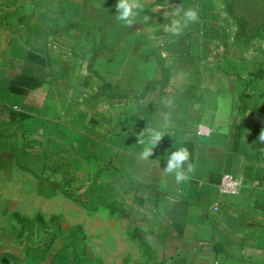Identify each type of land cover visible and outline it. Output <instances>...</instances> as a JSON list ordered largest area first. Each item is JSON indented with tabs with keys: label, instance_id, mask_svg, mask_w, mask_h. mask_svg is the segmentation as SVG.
<instances>
[{
	"label": "crops",
	"instance_id": "crops-1",
	"mask_svg": "<svg viewBox=\"0 0 264 264\" xmlns=\"http://www.w3.org/2000/svg\"><path fill=\"white\" fill-rule=\"evenodd\" d=\"M53 9H43L42 0H0V140H7L10 130L42 132L47 125L54 134L63 127L64 109L75 100H82L83 120L105 114L88 105L87 91L86 97L78 93L83 87L99 99L109 93L114 109L122 107L114 146L130 148L141 158L137 163H146L145 173L131 166L136 173L129 178L133 196L177 242L169 253L177 260L173 264H264V142L258 139L264 132V76L237 75V67L227 61L220 77L210 79L217 90H203L200 78L186 79L182 88L175 84L170 57L155 47L137 51L135 45L131 51L119 45L127 54L108 60L100 51L90 58L84 50L75 53L73 42L61 38ZM152 62L157 78L147 70ZM105 65L114 67L119 80H106ZM225 67L232 69L230 74ZM153 131L164 137L144 159ZM181 146L189 149L195 170L178 184L163 168ZM225 173L241 178L239 194L220 192Z\"/></svg>",
	"mask_w": 264,
	"mask_h": 264
},
{
	"label": "rangeland",
	"instance_id": "rangeland-1",
	"mask_svg": "<svg viewBox=\"0 0 264 264\" xmlns=\"http://www.w3.org/2000/svg\"><path fill=\"white\" fill-rule=\"evenodd\" d=\"M42 2L47 11L56 8L61 38L89 58L96 51L105 60L127 54L119 45L131 51L135 45L137 51L155 47L170 57L177 86L200 78L206 92L217 90L210 79L220 77L222 62L232 61L241 75L259 70L264 76L258 67L264 63V0H141L143 10L131 26L117 20V0ZM176 6L199 14L180 35L165 30L177 18ZM146 66L151 77H159L154 62ZM104 75L119 80L112 66H104ZM260 87L264 91V83ZM88 89L78 96L87 91L88 105L105 114L83 120L82 100H75L64 109L57 133L48 125L42 132L21 128L0 140V264L177 263L169 254L177 242L133 196L131 166L145 173L146 163H137L140 157L130 148L114 146L122 107L114 109L109 93L99 99Z\"/></svg>",
	"mask_w": 264,
	"mask_h": 264
},
{
	"label": "clouds",
	"instance_id": "clouds-1",
	"mask_svg": "<svg viewBox=\"0 0 264 264\" xmlns=\"http://www.w3.org/2000/svg\"><path fill=\"white\" fill-rule=\"evenodd\" d=\"M117 10V20L123 22L126 26L133 25L138 11L143 10L141 0H117L115 5ZM172 15L177 17L171 20L170 25H166L165 30L173 35H180L184 28L189 24H194L199 20L198 11L194 8L182 10L180 6H176ZM149 17L145 16L144 20L147 21ZM163 134L159 131H153L151 137L152 147L147 148L142 153V158L147 159L153 155V149L163 138ZM258 139L264 142V132H260ZM191 153L187 147H178L166 158V166L163 172L166 176H174L176 183H186L191 177L195 168L190 160Z\"/></svg>",
	"mask_w": 264,
	"mask_h": 264
},
{
	"label": "built area",
	"instance_id": "built-area-1",
	"mask_svg": "<svg viewBox=\"0 0 264 264\" xmlns=\"http://www.w3.org/2000/svg\"><path fill=\"white\" fill-rule=\"evenodd\" d=\"M201 133H206L207 129L205 130L203 127H200ZM242 187V180L239 176L232 174V173H225L222 176L219 189L222 194L225 195H237L239 194ZM220 208L219 203L214 204V209L218 210Z\"/></svg>",
	"mask_w": 264,
	"mask_h": 264
},
{
	"label": "trees",
	"instance_id": "trees-1",
	"mask_svg": "<svg viewBox=\"0 0 264 264\" xmlns=\"http://www.w3.org/2000/svg\"><path fill=\"white\" fill-rule=\"evenodd\" d=\"M258 67H260L261 69H262V68L264 69V63H261ZM258 67H257V68H258ZM231 70H232V69H231L230 67H225V68H224V71H225L227 74H230ZM231 74H232V73H231ZM252 74H254V75H256V76L261 75L260 72H259V70H253V73H252ZM237 75H239V73H237ZM233 86H237V85H236L235 83H233ZM243 86L245 87L246 84L243 85ZM49 129L51 130L50 127H49ZM53 133L55 134V133H57V131H54ZM141 194H142L143 196L145 195L144 192H142V191H141ZM144 198H145V197H144ZM140 205H141L142 208L145 207V203H144V202L141 203Z\"/></svg>",
	"mask_w": 264,
	"mask_h": 264
}]
</instances>
